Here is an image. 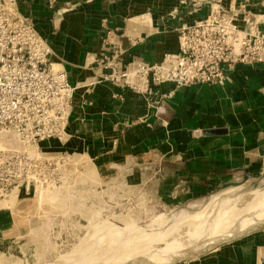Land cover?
<instances>
[{"label":"crops","instance_id":"obj_1","mask_svg":"<svg viewBox=\"0 0 264 264\" xmlns=\"http://www.w3.org/2000/svg\"><path fill=\"white\" fill-rule=\"evenodd\" d=\"M218 1L240 25L264 29V0H17L49 43L50 61L76 87L68 137L41 146L81 151L103 169H130L184 192L264 177V64L235 65L224 85L165 83L135 92L123 82L97 81L104 71L98 60L111 45L121 51L120 68L131 58L159 62L177 52L179 26ZM16 201H1L0 217ZM13 211L8 223L19 219ZM197 256L175 264H264V226Z\"/></svg>","mask_w":264,"mask_h":264},{"label":"rangeland","instance_id":"obj_2","mask_svg":"<svg viewBox=\"0 0 264 264\" xmlns=\"http://www.w3.org/2000/svg\"><path fill=\"white\" fill-rule=\"evenodd\" d=\"M69 153L39 156L31 182L1 199L17 200L6 216L19 219L0 217V264L185 262L264 224V177L184 192Z\"/></svg>","mask_w":264,"mask_h":264},{"label":"built area","instance_id":"obj_3","mask_svg":"<svg viewBox=\"0 0 264 264\" xmlns=\"http://www.w3.org/2000/svg\"><path fill=\"white\" fill-rule=\"evenodd\" d=\"M177 32V52L159 62L131 58L120 68L121 51L111 45L109 54L98 60L104 71L97 81L123 82L135 92L165 83L224 85L235 65L264 64V29L253 21L240 25L219 1ZM111 36L108 30L109 43ZM51 53L17 0H0V200L31 182L29 173L39 156L71 155L41 146L68 137L76 89L65 69L50 61Z\"/></svg>","mask_w":264,"mask_h":264},{"label":"bare ground","instance_id":"obj_4","mask_svg":"<svg viewBox=\"0 0 264 264\" xmlns=\"http://www.w3.org/2000/svg\"><path fill=\"white\" fill-rule=\"evenodd\" d=\"M255 199V198H254ZM255 201V200H254ZM260 214V213H259ZM262 215V214H261ZM260 215V216H261ZM262 226H264V224H257V227H255V228H253V229H256V228H259V227H262ZM250 230H252V229H250ZM250 230H244V231H242V232H240V233H238V234H233L232 236H228V237H225V238H223V239H221L220 241H218L217 243H215V244H213V245H210V246H205V247H202L201 249H199L197 252H195V254H197L198 255V253H201L202 251H204V249L205 248H209V249H212V248H214V247H216L217 245H219L220 243H223V242H225V241H228V240H230V239H232V238H234V237H236V236H239V235H241V234H243V233H245V232H247V231H250ZM188 249H190V247H188ZM196 256V255H195ZM138 257V256H137ZM167 258H165L164 260L163 259H161V256H159V258L157 259V258H155V261H154V259H152V262H150V263H144V264H162V263H164V261L165 262H167V260H169V259H167ZM180 260H183V258L182 259H180L179 258V260H177L176 262H178V261H180ZM176 262H172L171 264H175Z\"/></svg>","mask_w":264,"mask_h":264}]
</instances>
